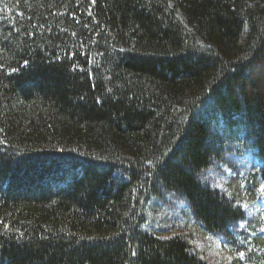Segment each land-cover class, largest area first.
Masks as SVG:
<instances>
[{
    "label": "trees",
    "instance_id": "trees-1",
    "mask_svg": "<svg viewBox=\"0 0 264 264\" xmlns=\"http://www.w3.org/2000/svg\"><path fill=\"white\" fill-rule=\"evenodd\" d=\"M256 200L264 0H0V264H257Z\"/></svg>",
    "mask_w": 264,
    "mask_h": 264
},
{
    "label": "rangeland",
    "instance_id": "rangeland-1",
    "mask_svg": "<svg viewBox=\"0 0 264 264\" xmlns=\"http://www.w3.org/2000/svg\"><path fill=\"white\" fill-rule=\"evenodd\" d=\"M246 208L251 212V215H258L264 221V200H256L255 202L251 203ZM261 220V225H263V221ZM261 227V226H260ZM264 229V227L260 228ZM264 237V232L262 233ZM197 244L200 247L205 248L209 251L210 255L212 256H220L226 257L228 255V248L224 245V243L209 234H204L202 231H198ZM262 250L264 247H261ZM250 264V263H248ZM257 264H264V258L259 259V263Z\"/></svg>",
    "mask_w": 264,
    "mask_h": 264
},
{
    "label": "snow or ice",
    "instance_id": "snow-or-ice-1",
    "mask_svg": "<svg viewBox=\"0 0 264 264\" xmlns=\"http://www.w3.org/2000/svg\"><path fill=\"white\" fill-rule=\"evenodd\" d=\"M133 254H135V253H133ZM241 256H243V253H241Z\"/></svg>",
    "mask_w": 264,
    "mask_h": 264
}]
</instances>
